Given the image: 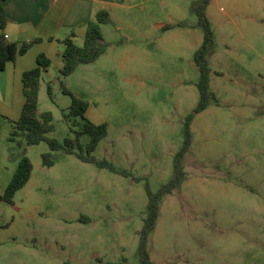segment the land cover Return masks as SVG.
I'll list each match as a JSON object with an SVG mask.
<instances>
[{
  "label": "rangeland",
  "instance_id": "1",
  "mask_svg": "<svg viewBox=\"0 0 264 264\" xmlns=\"http://www.w3.org/2000/svg\"><path fill=\"white\" fill-rule=\"evenodd\" d=\"M200 1L138 0L117 9L101 25L105 51L97 60L47 84L42 78L39 112L50 110L54 123L48 135L63 141L74 135L71 127L83 126L81 118L72 126L74 118L65 117L72 98L64 83L89 103L91 121L107 123L93 154L130 176L52 151L45 141L20 146L10 139L12 119L0 99V264L139 263L147 186L156 192L173 177L186 118L199 101L192 40L204 37L193 9ZM215 7L210 65L219 103L194 113L186 177L163 198L149 238L152 264H264V25L247 35L233 23L236 15ZM173 13L185 18V28H156V19L170 22ZM89 141L83 133L81 142ZM25 148L31 177L8 202L3 196ZM47 152L51 167L43 163Z\"/></svg>",
  "mask_w": 264,
  "mask_h": 264
},
{
  "label": "trees",
  "instance_id": "2",
  "mask_svg": "<svg viewBox=\"0 0 264 264\" xmlns=\"http://www.w3.org/2000/svg\"><path fill=\"white\" fill-rule=\"evenodd\" d=\"M210 0H201L194 7V12L197 15V25L203 29L204 38L200 47L194 53V62L200 70V79L197 83L199 90V101L194 109V113H199L206 110L212 104H218L219 99L215 91L211 87V65L210 54L215 47L216 35L212 23L207 15V7ZM111 20L109 11L100 10L96 13L95 19L87 24V32L84 43L79 45L75 42V33L71 32L63 42L65 48L62 53L63 67L61 69V76L67 77L71 75L79 65L88 64L97 60L105 51L102 43L103 33L101 30L102 24H107ZM8 23V17L0 0V29H4ZM179 26H187L186 22L178 23ZM173 24H167L164 29L172 28ZM6 34H0V70H4L8 62L14 61L17 55L25 54L31 46L40 39L33 41H25L22 44L9 41L5 37ZM38 66L26 70L23 73V93L25 102L22 108L21 116L18 120H12L13 131L10 139L18 141L20 146H30L39 144L43 141L47 142L52 151H63L67 154L76 155L84 162L94 163L101 168H108L114 172L131 175L127 169H120L115 164L106 158H98L93 152L99 145L100 141L107 136V123H94L87 116L86 112L89 103L77 96L64 83L63 91L72 98V104L69 113H65V117L72 121L73 125L80 123L76 118L82 119V129L76 130L71 127L74 135H69L63 141L50 137L48 134L54 130L53 114L50 110L39 112V92L42 81V73L50 64L49 58L46 54L41 53L37 59ZM51 91V87H49ZM194 113L187 116L185 121V141L181 148L174 156V175L171 180L164 184L158 191L153 192L147 186L149 204L148 213L144 219L142 229L139 231V263L138 264H152L149 252V238L151 233L155 230L157 220L160 215V208L163 198L180 186L186 177L185 170V156L190 149L191 131L190 125L194 117ZM81 124V123H80ZM88 133L90 141L85 145L81 142V135ZM18 164V167L6 188L3 198L12 202L13 197L18 190H20L29 181L33 170V164L30 158L25 154ZM43 163L47 167L54 165L55 160L53 153L47 152L43 154ZM81 221H90V217L82 215ZM121 264H128L127 259L124 258Z\"/></svg>",
  "mask_w": 264,
  "mask_h": 264
},
{
  "label": "crops",
  "instance_id": "3",
  "mask_svg": "<svg viewBox=\"0 0 264 264\" xmlns=\"http://www.w3.org/2000/svg\"><path fill=\"white\" fill-rule=\"evenodd\" d=\"M1 1L8 17V23L6 27L0 31V34L8 35L9 41L16 42L19 45L25 41L40 39L38 42H35L25 54L17 55L14 61L7 63L4 70H0V72H2L0 73V99L3 100L2 103L8 105V107L4 105L5 107L2 108L9 109L6 114L12 120L19 119L25 102L22 80L23 73L26 70L38 66L37 59L41 53L46 54L50 60L49 66L42 73L43 84H47V80L55 77L63 67L62 53L65 47L63 40L66 36L74 32L75 42L82 45L87 32V24L89 21L95 19L98 11L107 10L110 15H113L112 13L117 11V9L129 8L142 3L138 2V0ZM213 3H216L215 8L219 10L218 12L226 14L227 17H232V15H236L237 17L240 13H248L246 15L248 18L246 21H239L236 17L232 19L236 27L246 34L248 30L256 29V24L259 23L261 26L264 25V20L262 18L264 0H210L207 7V15L210 21L215 17L214 11L212 12L213 14L210 13V6ZM195 5L193 7H195ZM158 7H155V12L159 13ZM163 8V12L168 11V4L163 5ZM142 9L145 10L146 7L142 5ZM170 17V20H168L170 22L156 19V28L164 29V26L167 24H173L174 28L186 27L178 25V23L185 21V18L179 17L174 13L170 14ZM168 30L165 31L164 34H166ZM178 34L179 36L181 35L180 32ZM202 42L203 40L199 42L198 38L192 40V44L195 45L197 49ZM259 56L260 60L264 62V55L259 53ZM43 84H41L40 90ZM21 91L24 100L21 97V99H17L16 102L15 95L20 97L22 95Z\"/></svg>",
  "mask_w": 264,
  "mask_h": 264
},
{
  "label": "built area",
  "instance_id": "4",
  "mask_svg": "<svg viewBox=\"0 0 264 264\" xmlns=\"http://www.w3.org/2000/svg\"><path fill=\"white\" fill-rule=\"evenodd\" d=\"M6 38H8V35H5Z\"/></svg>",
  "mask_w": 264,
  "mask_h": 264
}]
</instances>
